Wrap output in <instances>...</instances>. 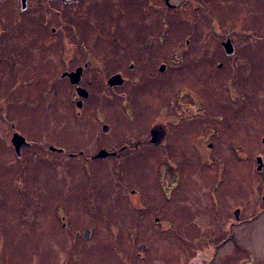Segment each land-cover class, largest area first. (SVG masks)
Masks as SVG:
<instances>
[{
    "label": "rangeland",
    "instance_id": "1",
    "mask_svg": "<svg viewBox=\"0 0 264 264\" xmlns=\"http://www.w3.org/2000/svg\"><path fill=\"white\" fill-rule=\"evenodd\" d=\"M213 7L181 20L163 0H0V264H264V0ZM159 62L175 63L168 81L151 77ZM85 64L79 109L61 75ZM181 86L203 115L164 128L157 113ZM160 124L162 143L139 156L93 159Z\"/></svg>",
    "mask_w": 264,
    "mask_h": 264
},
{
    "label": "flooded vegetation",
    "instance_id": "2",
    "mask_svg": "<svg viewBox=\"0 0 264 264\" xmlns=\"http://www.w3.org/2000/svg\"><path fill=\"white\" fill-rule=\"evenodd\" d=\"M164 1V4H165V15H168L169 17V14L173 15V14H176V15H179L180 19L182 20L183 18H188L186 17L183 13H185V9L189 8H193V7H196V12L198 11H205L207 12V14L209 15V17H212L214 16L213 14V9L215 7L214 6V0H180L179 2L175 1V0H163ZM197 9H200V10H197ZM175 15V16H176ZM167 16H165V19H164V23L165 24H169L171 23L169 21V18ZM167 26V25H166ZM53 31H55V29L53 28L52 29ZM167 33V32H166ZM166 33L163 34L162 36H157L155 37V39H151L150 42H147V45H143L142 47H147L149 48L152 52L155 51V47H157L160 43H162L163 39H165V36H166ZM230 40L231 44H232V47H233V52L232 53H228L227 50H226V47L224 46V42ZM187 44H189V40H187ZM222 46L224 47L225 51H226V54L227 55H232L235 53L236 51V45H235V42L233 40L232 37L230 36H226L225 37V40L222 41ZM139 48V46H138ZM182 49V48H181ZM76 50V49H75ZM75 50H73L72 52H67L66 55L68 53L69 56H65L66 60L67 58H69L71 55L74 56V54L76 53ZM124 60H126L128 58V55L124 54L123 57H122ZM156 58V57H155ZM97 61L98 63H96V65H98V68L102 70V73H105V72H108L106 70V63L103 64L102 66V62L98 61L97 59L95 60ZM182 63V58L180 59V61L178 62V64H181ZM93 65V64H92ZM105 65V67H104ZM88 65H84V66H78L76 67L75 69H66L62 72V75L61 77L64 78V79H68L69 80V83L71 85L74 86L75 88V92H76V96L78 97L76 99V104L77 103H82V106L79 107L77 105V107L79 109H83L84 108V101L87 100L90 96V91L85 88L81 82H82V76H83V73L85 71V68L87 67ZM220 66L222 67V63L220 64ZM81 67L83 69L82 71V74H81V77H80V81L78 84H73L70 77H69V74L70 72L72 71H75L77 68ZM134 64L132 63L130 66H129V69L130 70H133L134 69ZM175 63H168L166 64V62H159V69L158 71H155V72H152L151 73V77L152 78H156V79H159L161 80L162 82H165V81H168L169 78H167L165 75L167 74L166 72L169 70L173 71L175 69ZM116 75H119L120 77H117V80H121V83L120 84H111L109 82V80L113 77V76H116ZM127 72L124 71L123 69L121 70H116L110 74H108L107 76V79H106V82L108 84V86L113 89V88H120V87H124L125 84L127 83ZM81 87L83 89H85L87 92H88V95L86 97L84 96H81L79 93H78V88ZM185 88L184 86H181L179 88V91H177V95L175 94V97H174V101L173 103H166V105L164 106L163 108V112L160 111L157 113V120H160L162 119L163 122H162V126L164 128H167V125L168 124H176L177 121H184L187 117H193L195 119H197L200 115H203V111H202V106H204V103H200L199 101H202L203 99H201L198 95V98H199V101H198V98L195 96L194 93H190V96H191V99L195 101L194 106H195V109L192 110L191 107H189L190 105H192V103H186L187 101V98H186V95H185ZM184 92V99H183V96L181 95V93ZM122 96V100H123V103H122V107L123 109L126 111V114H127V117L129 119L132 118V116L134 115V112L136 110H138V106H137V103H131L128 98L125 97L124 94H121ZM198 111H200L201 113H199ZM107 115V113H105ZM104 113H100V117H102V119L104 120ZM109 121V120H108ZM108 121H103V132L104 133H107V132H111L112 129H113V126L111 123H108ZM106 122V123H105ZM105 126L108 128V129H105ZM161 124L160 125H156L155 127H152L149 132H150V138L148 137H144L142 135H139L137 137H134V138H129L130 142L129 141H124L122 140L120 142V144H118L117 146H110V148L106 147V145H103L102 147H100V150H105L107 155L103 158H96L95 155L93 156V159L95 160H104V159H112V160H115V162L119 163L121 162L125 156L127 155H134V156H139L142 151V148L144 146H146L147 144H151V145H155V144H161L160 143V138H161V128H162ZM134 139V143H133V140ZM169 142V145L171 146L172 144V141L171 140H168ZM52 146V145H51ZM212 145H210L211 147ZM58 149H61V148H58ZM99 150V151H100ZM56 151V150H55ZM98 151V152H99ZM84 150H80V154H84ZM172 160H170L169 158L167 160H164L162 159L160 166H161V170L162 172L164 173L165 170H170L171 172L177 168H174L172 167L173 164H171ZM179 170V169H178ZM179 173H180V177H181V171L179 170ZM174 174V173H173ZM180 177H177L176 178H180ZM167 192L170 191V186L167 184ZM134 193V192H133ZM264 198V197H263ZM160 220V218H156V222H158ZM81 232V231H80ZM77 236L80 235L79 234H76ZM90 236H91V230H90ZM89 236V237H90ZM146 248V246H145ZM144 248V249H145Z\"/></svg>",
    "mask_w": 264,
    "mask_h": 264
},
{
    "label": "water",
    "instance_id": "3",
    "mask_svg": "<svg viewBox=\"0 0 264 264\" xmlns=\"http://www.w3.org/2000/svg\"><path fill=\"white\" fill-rule=\"evenodd\" d=\"M224 46L226 47V50H227L228 53H232V52H233V47H232V44H231L230 40L224 42ZM82 71H83V69H82L81 67H79V68H77L75 71H72V72L68 73V74H69V77H70V79H71V81H72L73 84H78V83H79V81H80V77H81V74H82ZM117 77H120V76H119V75L113 76V77L109 80V82H110L111 84H120V83H121V80H117ZM78 93H79L81 96H84V97H86V96L88 95V92H87L85 89L81 88V87L78 88ZM77 105H78L79 107H81V106H82V103H77ZM105 129H108V128L105 126ZM50 149L53 150V151L57 150V148H56L55 146H53V145L50 146ZM106 155H107V153H106L105 150H100V151L95 155V157H96V158H103V157H105ZM256 160H257V163H258L257 170L260 171V170L263 169V166H264L263 158H262V156H258V157L256 158ZM239 213H240V209H237V210L235 211V216H236L237 219L239 218ZM89 236H90V230H85V231L83 232V237H84L85 239H87V238H89ZM141 248L144 249V248H145V245H141Z\"/></svg>",
    "mask_w": 264,
    "mask_h": 264
},
{
    "label": "trees",
    "instance_id": "4",
    "mask_svg": "<svg viewBox=\"0 0 264 264\" xmlns=\"http://www.w3.org/2000/svg\"><path fill=\"white\" fill-rule=\"evenodd\" d=\"M163 34L159 35V36H162Z\"/></svg>",
    "mask_w": 264,
    "mask_h": 264
}]
</instances>
